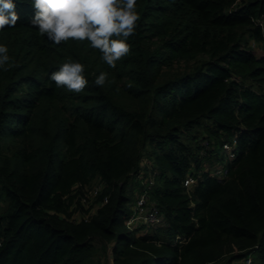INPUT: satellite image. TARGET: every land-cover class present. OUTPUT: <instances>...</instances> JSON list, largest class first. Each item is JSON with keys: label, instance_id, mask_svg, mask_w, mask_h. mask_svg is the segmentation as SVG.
<instances>
[{"label": "trees", "instance_id": "16d2710c", "mask_svg": "<svg viewBox=\"0 0 264 264\" xmlns=\"http://www.w3.org/2000/svg\"><path fill=\"white\" fill-rule=\"evenodd\" d=\"M14 2L20 19L0 31V264H97L98 249L110 264H264V53L250 45L264 47V0H137L115 69L88 41L52 43L33 0ZM66 62L85 66L79 94L50 79ZM232 135L225 174L209 175L203 159ZM97 183L93 203L106 200L72 218ZM142 189L165 221L149 231L124 225Z\"/></svg>", "mask_w": 264, "mask_h": 264}, {"label": "clouds", "instance_id": "9594fccd", "mask_svg": "<svg viewBox=\"0 0 264 264\" xmlns=\"http://www.w3.org/2000/svg\"><path fill=\"white\" fill-rule=\"evenodd\" d=\"M32 6L35 12L30 23L40 35L56 45L69 40L88 41L113 69L130 53L131 45L127 41L135 35L140 20L137 0H33ZM19 19L14 0H0V31L14 28ZM8 52V47L0 44V69L4 71L8 70ZM84 69L80 62H66L51 73L50 79L57 87L79 94L89 83L83 75ZM107 76L102 72L95 79V86L103 87Z\"/></svg>", "mask_w": 264, "mask_h": 264}, {"label": "built area", "instance_id": "2783aa9c", "mask_svg": "<svg viewBox=\"0 0 264 264\" xmlns=\"http://www.w3.org/2000/svg\"><path fill=\"white\" fill-rule=\"evenodd\" d=\"M261 44L264 46V33ZM250 45L252 48L257 46L261 48V46L258 45V42L255 41H251ZM234 148H235V136L232 135L229 138L223 140L220 144V149L222 150L226 158L224 161L225 164L223 165L215 164L216 165L215 167H212L210 165L202 169L206 170L209 175L216 177L223 176L226 172V164L234 157L235 154ZM196 179L197 176L193 177L192 175L188 174L183 179V185L189 186L193 184L196 181ZM151 182L152 180L149 177L146 184L149 185L151 184ZM100 187L101 184L99 183L89 188L87 186L83 187V193L80 195L79 198L83 206L87 208V211L82 214L73 213L71 215L72 218L82 217L83 219H87L95 211V208L106 200V198L103 197L101 201H97L93 203V198L97 194ZM129 207H130V214L127 216V218L124 221V225L128 229L140 226L142 224L143 226L148 228L162 226L165 224V221L162 218L161 214L159 213L156 204L149 198L145 189H142L140 192H138L135 195ZM227 264H253V256L250 252H246L243 255H241L239 258L230 260Z\"/></svg>", "mask_w": 264, "mask_h": 264}, {"label": "rangeland", "instance_id": "374dc122", "mask_svg": "<svg viewBox=\"0 0 264 264\" xmlns=\"http://www.w3.org/2000/svg\"><path fill=\"white\" fill-rule=\"evenodd\" d=\"M263 32H264V29H263ZM264 48H260V47H253V51L257 54H263ZM216 153V155H215ZM215 153L213 154H207V157L203 159L202 163H201V166L202 168H206L207 166H212V167H215L216 165L215 164H220V165H223L225 164V155L224 153L222 152V150L220 149V147L218 145H216L215 147ZM144 161V159H143ZM135 193H138V192H135ZM144 230H150L148 227H145L143 228ZM94 259H96L97 261V264H103L105 262H107L106 264H108V261H107V258L103 256L102 252L98 249L96 254H94Z\"/></svg>", "mask_w": 264, "mask_h": 264}, {"label": "crops", "instance_id": "0c3cea01", "mask_svg": "<svg viewBox=\"0 0 264 264\" xmlns=\"http://www.w3.org/2000/svg\"><path fill=\"white\" fill-rule=\"evenodd\" d=\"M108 264H110L109 261H108Z\"/></svg>", "mask_w": 264, "mask_h": 264}]
</instances>
